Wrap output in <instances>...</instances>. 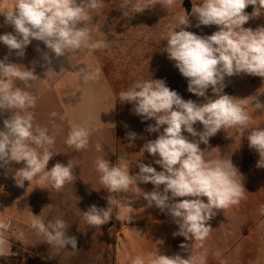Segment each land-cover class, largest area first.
Masks as SVG:
<instances>
[{"label":"clouds","instance_id":"clouds-1","mask_svg":"<svg viewBox=\"0 0 264 264\" xmlns=\"http://www.w3.org/2000/svg\"><path fill=\"white\" fill-rule=\"evenodd\" d=\"M148 2L151 7L175 4V0ZM249 5L253 6L251 14L245 12ZM101 7L103 0H14L10 7L0 10V15L4 16L5 24L14 28L15 34L0 35V42L7 46L9 52L15 50L18 56L24 55L32 40L42 41L56 57L81 48L95 50L107 47L104 40H93L92 30L86 23L90 19L89 11ZM147 8L144 0H136L133 5L134 13ZM262 14L264 0H202L191 10V15L197 20L196 27L215 25L217 31L201 36L186 30L192 25L185 12L176 17L174 27L161 33L160 41H167L162 51L187 79V90L203 97L204 102L185 100L163 79L137 80L119 93V101L131 103L134 114L143 121H155L148 125L147 131L158 133V136L148 140L141 150L157 157L154 164L161 170L137 160L139 171L133 175L130 174L132 162L118 159L112 163L104 157L96 158L94 164L100 174L102 188L119 196L112 198L109 195L107 207L89 206L83 212L88 226L100 228L107 224L121 205L131 206L132 201L122 194H135L134 185L151 183L153 190L143 191L138 197L142 196L147 201L146 207L155 206L161 212L166 211L178 226L173 235L195 242L199 248L209 238L213 230L209 222L218 212L246 199L242 174L231 158L206 159L200 145H208L210 138L222 129L234 128L241 136L247 131L248 147L259 155L256 166L264 168V128L250 127L253 113L264 112L260 94L251 96L249 112L246 102L223 91L226 77L246 74L264 79V27L255 30L244 27L250 19ZM45 59L50 63L47 55ZM6 60L7 57L0 60V113L8 111L10 115L4 119V127L0 130V166L22 163L14 175L19 187H23L25 181L30 184L39 178L60 191L76 181L74 166L70 161L67 165L57 162L46 170L49 161L59 153L52 150L54 135H49L47 127L35 124L32 109L36 106L37 97L30 89L31 82L38 77L34 70L22 64L6 63ZM48 72L53 71L49 69ZM16 81L22 82L23 87L17 86ZM209 88L212 97L207 95ZM56 115L55 112L50 114L52 117ZM197 122L203 126L202 131L194 127ZM95 131L97 129L87 122L73 123L65 144L76 151L87 150ZM126 135L130 142L137 137L135 132ZM129 146H133L132 143ZM96 149L100 151L101 146L97 144ZM259 213L264 216V205L260 206ZM117 218L129 223L133 216L124 213L118 214ZM29 223L48 245L58 249L71 245L73 252L77 250V238L67 235L69 225L65 220L56 218L45 223L40 215L32 214ZM11 227L10 219L0 220V235ZM191 244H180L181 249L190 252L187 258L179 253L164 255L157 250L147 256H136L132 264H206V250L193 254Z\"/></svg>","mask_w":264,"mask_h":264},{"label":"rangeland","instance_id":"rangeland-1","mask_svg":"<svg viewBox=\"0 0 264 264\" xmlns=\"http://www.w3.org/2000/svg\"><path fill=\"white\" fill-rule=\"evenodd\" d=\"M149 7L141 13H134L133 5L136 0H103V7L90 10L95 17L91 25L98 33L95 40H104L107 47L98 48V53L82 55L68 53L66 56L56 57L50 52H35L47 50L46 46H36L34 41L25 48L27 54L18 56L14 53L0 54V60L7 57L6 63L22 64L29 70H34L38 77L32 81L30 91L37 97L36 106L32 109L35 124L47 127L49 135H54L53 151L58 152L51 159L52 166L56 160L70 161L74 172L83 177V189L76 197L82 203V230L77 231L78 242L81 239L83 264H132L138 256H147L159 250L161 254L172 256L179 253L183 258L190 254L180 248L181 243H189L182 236H174L178 230L177 224L167 214L155 206L146 207L147 201L142 196L143 191L153 190L151 183L135 185L133 193H127L132 201L131 206L121 205L118 212H113L109 221L110 228L105 225L100 228L88 226L83 219V212L95 204L107 207V197L118 198L119 194H109L99 182L94 161L104 157L112 163L118 159L132 162L130 174L138 173L135 161L151 164L160 171L159 165L154 164L157 157H152L141 150L148 141L155 139L158 133L147 131L154 120L143 121L132 111L133 105L119 101V93L127 90L137 80L163 79L167 86L175 90L185 100L191 99L197 103L204 102L203 97L190 93L187 79L170 61L167 53L162 50L167 41L161 40L160 35L176 25V17L185 13L182 6L184 0H175V4H156L151 7L148 0H144ZM202 0H190L189 20L191 27L186 30L198 35H211L217 31L215 26L210 31L196 27L197 20L191 15L193 5ZM249 13V7L245 9ZM245 28L253 30L260 27L257 21L250 19ZM179 31V29H177ZM2 49L7 46L0 42ZM50 58V63L45 59ZM85 62V64H83ZM46 68H43V66ZM85 65V68L82 66ZM49 69L53 72L46 73ZM86 69V71H82ZM17 86L23 87L22 82L16 81ZM224 93L246 102L251 112L253 95H259L264 103V79L246 74L226 77ZM207 95L213 96L211 88ZM55 112V117L50 116ZM251 128H264V112L253 113ZM87 124L95 129L89 141L87 150L76 151L65 144L70 125ZM194 127L202 131L203 126L197 122ZM128 132H135L134 141L127 137ZM189 135L188 133H184ZM248 132L241 136L234 128L221 130L211 137L208 145L201 144L206 159L217 157L231 158L233 164L242 174V183L246 189V199L238 205L221 210L209 223L213 230L203 247L190 245L193 254L206 250V264H264V216L259 209L264 205V168H258L259 155L248 147ZM142 137V138H141ZM191 139V137H189ZM132 143L133 146H129ZM101 146L97 151L96 145ZM163 186H161L162 190ZM138 197V198H137ZM183 199V198H178ZM206 201V198H203ZM70 201V198H68ZM30 206H33L30 204ZM129 213L133 216L131 222L118 219V214ZM72 214L67 215L70 221ZM77 218L79 214H76ZM73 231L67 230L70 236ZM81 233V236L79 235Z\"/></svg>","mask_w":264,"mask_h":264},{"label":"crops","instance_id":"crops-1","mask_svg":"<svg viewBox=\"0 0 264 264\" xmlns=\"http://www.w3.org/2000/svg\"><path fill=\"white\" fill-rule=\"evenodd\" d=\"M13 3L14 0H0V10L10 7ZM248 7L249 14H251L253 6L249 5ZM89 16L90 19L86 22L87 24L95 21V17L91 13H89ZM252 19L257 21L260 27H264V14ZM87 26L92 30L91 35L93 40H95L94 38L98 37V33L94 31L91 25ZM214 27L212 25L200 26L199 28L200 30L210 31ZM5 33L15 34V31L11 25L5 24L4 16L0 15V35ZM33 43L36 46H45L42 41L36 40ZM99 50L81 48L72 51V53L90 55L98 53ZM14 52L16 51L9 52L8 48L2 49V46H0V54ZM35 52H49V50L41 49L35 50ZM24 54H27L26 49ZM43 68H46V66L44 65ZM82 68H85V65ZM9 115L8 111L0 113V130L4 127V119L8 118ZM55 162H61L66 165L65 162L60 160ZM51 165L52 161L50 160L46 170H50ZM22 166V163L16 164L15 162L7 166H0V217L1 220L10 219L12 222L11 229L0 235V239L3 240V243L0 244V264H83L81 239L79 242L77 240V250L75 252L72 251L71 245L58 249L45 243L44 238L35 229L31 228L29 223L32 214L40 215L45 223L49 220L60 218L65 220L69 225L68 229L73 231L70 236L81 238L77 237V231H81L83 226L81 216L82 203L80 197L79 201L76 202L77 194L80 191L75 192V190L83 189V177L74 172L76 178L74 184H67L60 191L52 189L47 183L41 182L39 178L34 179L30 184L25 181L24 186L19 187L14 175L16 169ZM68 198H70V201ZM30 204L33 206H30ZM68 214L74 215L70 217L69 222L67 221ZM76 214H79L78 218ZM79 235L81 236V233Z\"/></svg>","mask_w":264,"mask_h":264},{"label":"water","instance_id":"water-1","mask_svg":"<svg viewBox=\"0 0 264 264\" xmlns=\"http://www.w3.org/2000/svg\"><path fill=\"white\" fill-rule=\"evenodd\" d=\"M183 8L185 9V12L188 14L190 12V0H184L183 4H182ZM112 226V223L108 222L107 224H105L106 228H110Z\"/></svg>","mask_w":264,"mask_h":264},{"label":"built area","instance_id":"built-area-1","mask_svg":"<svg viewBox=\"0 0 264 264\" xmlns=\"http://www.w3.org/2000/svg\"><path fill=\"white\" fill-rule=\"evenodd\" d=\"M0 220H1V217H0ZM6 221V220H5ZM10 230V229H9ZM0 258H1V256H0Z\"/></svg>","mask_w":264,"mask_h":264}]
</instances>
